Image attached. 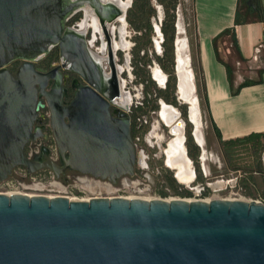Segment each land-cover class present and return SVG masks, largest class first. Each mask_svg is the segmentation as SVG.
Segmentation results:
<instances>
[{
    "label": "water",
    "instance_id": "water-1",
    "mask_svg": "<svg viewBox=\"0 0 264 264\" xmlns=\"http://www.w3.org/2000/svg\"><path fill=\"white\" fill-rule=\"evenodd\" d=\"M100 9L109 14L108 22L120 15L111 3ZM76 10L74 0H0V181L13 167L22 165L30 173L49 169L58 178L68 168L116 183L123 176H133L136 162L144 158L131 132L129 105L120 106L104 93L108 77L88 50L83 34L64 30ZM155 30L162 40L160 27ZM55 45L81 78L73 80L67 101L60 74L35 66ZM74 46L81 52L70 58ZM16 60L20 62L12 72L9 65ZM174 69L177 92L176 53ZM110 74L109 82L117 84L113 67ZM50 80L54 83L46 88ZM39 96L49 110L48 127L59 164L45 147L36 159L25 152L26 144L45 136L44 126L36 125ZM188 111L187 107L186 120L191 124ZM172 122L182 128L185 144L186 121L180 111ZM164 126L171 135V129ZM196 144L201 156L206 152L202 149L205 139ZM184 155L195 179L186 147ZM235 184L233 179H218L209 188ZM0 264H264V203L240 198L126 196L75 200L0 192Z\"/></svg>",
    "mask_w": 264,
    "mask_h": 264
},
{
    "label": "rangeland",
    "instance_id": "rangeland-1",
    "mask_svg": "<svg viewBox=\"0 0 264 264\" xmlns=\"http://www.w3.org/2000/svg\"><path fill=\"white\" fill-rule=\"evenodd\" d=\"M175 1V2H174ZM134 2V0H133ZM133 2L131 6L127 9L126 13V40L130 42L131 46L128 49L118 50L116 52L117 59L114 61L115 66L121 67L119 77L123 80V90L130 95V109H134L135 105L141 103L144 100V94L146 87L141 78L143 77L144 72L151 76V69L155 66L160 68L166 75L168 70L164 69L162 63H167L165 60H162L163 50L165 45L172 46L174 48V38L176 33L175 25L179 21L181 25V31L179 38H186V34L189 39L191 38L194 43V26H193V16L191 9L190 0H148V4L145 6V11L149 12L150 9H153V12L145 18L143 21H138V18L132 15ZM172 2L175 6L172 8ZM245 5L243 0H240L239 9L240 11L245 10ZM150 23L151 32L149 35H144V28H139L136 30L135 25L138 23ZM143 27V24H141ZM158 25L163 34V43L160 42L159 35L154 33L153 26ZM186 30V34H185ZM173 35V38L166 43L168 36ZM149 37V42L144 47V43ZM227 39V37H225ZM157 41L159 44H157ZM137 45L139 47L138 57H135L134 49ZM98 46V45H97ZM187 46V44H186ZM222 41H219L220 54L224 57V60L228 61L234 68V61L228 58L226 50L224 48ZM228 46V44H227ZM96 48V47H95ZM174 53V52H173ZM185 53H187V47L185 48ZM136 63V64H135ZM173 80H170L171 84L175 82L174 69H173ZM169 77V76H168ZM153 79V78H152ZM167 85V84H166ZM155 89L165 90L166 88H161L157 82L153 79V84H151L147 91L151 92ZM122 90V92H124ZM204 94V92H203ZM202 95V94H201ZM151 95H147V98H150ZM162 99V98H159ZM158 99V100H159ZM169 101L167 103L181 106L182 117L186 121L185 130L186 133H189L191 124L186 120V110L187 106L185 104H180L177 100L176 89L174 92L169 89ZM203 99V95L201 96ZM157 100V102H158ZM164 100V99H163ZM165 101V100H164ZM174 101V102H173ZM172 102V103H171ZM152 101H149L147 106L143 105L142 111L138 113L147 120V122L140 125L139 130H137L138 138L135 140L137 144V149L142 151L144 154L143 163H137L135 165V177L134 180L128 179L126 177L119 178L116 183H111L108 180L99 179L92 177L87 174H81L76 172L68 173L70 178L66 176H60L54 180L50 185H47L45 189L41 191H36L38 194H46L47 196H68L71 195L69 191L73 190L78 192V189H83L88 196H144L149 198H187L188 195L176 194L173 193L167 186L163 184L164 174L166 170L174 171L168 168L166 164L165 155L162 153L167 138L168 128L159 120L157 113L153 114L151 111ZM200 109L203 120L202 134L205 137V147L203 150L205 153V160L201 161L205 171H209L210 174H205L204 171L199 169V165L196 162L198 147L196 146L194 153V166L196 170V178L189 184L179 183L181 186L178 190L183 191L184 189L189 190L190 187L194 186L197 182H204L210 185V183L223 179L227 180L233 177L234 175L239 174L238 179V195L236 198H245V199H261L264 202V186L261 184H252L248 182L246 177L254 171L257 163L256 161L250 159V153L252 151L245 149V146L236 147L234 158L229 160L226 154L224 153L221 145L217 143L215 138L208 134V129L205 127L204 116L206 117V106L204 101L200 102ZM128 113L132 114L130 110ZM139 126V125H138ZM207 131V132H206ZM168 141H166L167 144ZM195 145L191 140V145ZM193 147V146H192ZM264 151V146L257 151V156L261 157ZM164 152V151H163ZM258 162V161H257ZM146 177L147 181L150 184V193L142 194L137 193V187H135V179ZM216 182L215 185H217ZM229 187V186H227ZM159 189H164L167 191L166 195L160 194ZM143 198V197H140ZM148 198V199H149Z\"/></svg>",
    "mask_w": 264,
    "mask_h": 264
},
{
    "label": "crops",
    "instance_id": "crops-1",
    "mask_svg": "<svg viewBox=\"0 0 264 264\" xmlns=\"http://www.w3.org/2000/svg\"><path fill=\"white\" fill-rule=\"evenodd\" d=\"M190 1L194 26V50L204 87L202 95L207 114L206 117L204 116V122L208 134L221 145L220 141L227 142L254 133H263L264 11L259 12L246 7L243 11L245 20L236 21L240 0ZM225 29L234 30L242 56V59L233 60L235 65L234 68L232 67L231 82L227 78L225 66L216 57L213 45L214 38ZM185 36L190 55L191 41L187 34ZM225 50L227 54L231 53L230 48ZM222 58L224 59L223 56ZM244 81L251 82L239 87ZM261 141L263 143L262 139ZM248 147L252 145L248 144ZM257 154L252 150L249 155L250 159L260 163L261 171H256L254 168L246 179L252 184L264 186V151L258 159L255 156Z\"/></svg>",
    "mask_w": 264,
    "mask_h": 264
},
{
    "label": "flooded vegetation",
    "instance_id": "flooded-vegetation-1",
    "mask_svg": "<svg viewBox=\"0 0 264 264\" xmlns=\"http://www.w3.org/2000/svg\"><path fill=\"white\" fill-rule=\"evenodd\" d=\"M74 1L77 2V10L64 23V28H65L64 30L65 31L73 30L77 33L83 34L88 50L94 57L95 61L101 66V69L103 72H105L106 77H108L109 79L111 75L110 69L112 67L114 68L116 79H117V84L109 82V79L107 78L108 80L106 79L107 81L104 83L103 91L107 96L114 99L116 104L120 106L129 105L131 98L127 92L126 93L128 94L130 98L129 101L125 103L121 102L124 82L119 77V73L122 69L119 66H115L114 61L118 60L116 52L118 50L124 49L121 46L116 47V43L120 42L121 40V36L119 32V27L121 25L120 19H123L126 23L125 25V32H126V26H127L126 13H127V9L131 6L133 0L130 6L127 7L126 9H124L127 6L125 4L126 0H74ZM243 2H244L245 7H248L250 10H255L259 12L264 11V0H243ZM106 3H113L120 10V15L112 22L107 21V17L109 16V14L100 9V7L102 5H105ZM97 9L99 11H97ZM175 28H176V25H175ZM153 29H154V33H156L154 26H153ZM124 36L126 39L127 32ZM162 37H163V34H162ZM163 41L164 39L160 40L161 43H163ZM190 41H191V45H190V64L189 65L195 75L196 94L198 96L199 102H201L203 100L201 99V96H202L201 94H203V86H202L201 76L198 70L197 59L195 56V50H194L195 46L191 38H190ZM80 52L81 51H79V49L74 46L72 47L71 52H69L68 55L70 58H72V57H75L76 55L77 56L80 55ZM19 62H20L19 60L13 61L9 65V69L12 72H14L16 65ZM68 64L69 63L66 60H64L61 54V51H60V47L58 45L51 47L50 50L43 57H41L35 62V66L38 68L44 69L46 71L53 70L56 73L60 74V76L59 75L58 76L61 81L62 87L65 89V96H64L65 101H67L71 97V93L73 90V87H72L73 80L76 78L79 81H81V78L77 75V73H75L74 71L70 69V66ZM150 73L152 74V69ZM162 73L164 72L162 71ZM174 76H175V72H174ZM169 80H170V74L167 75L164 86H162L163 83L160 85L156 80L155 81L161 88H165ZM52 83H54V80H50L46 88H49ZM175 89H176V76H175ZM176 96H177V100L179 101V103L184 104V103H181L182 101L178 99V94H176ZM185 105L187 106V104ZM172 106L182 113L181 108H180L181 106H178V105H172ZM115 107H116L115 105H112V109H115ZM159 109H160V105H159V100H158V108L156 110H152L151 112L153 114L157 113L158 118L160 119ZM129 110L132 113V110L130 109V107L128 111ZM38 112H39V116H38V120L36 121L37 126H38V123L42 122L43 118L48 121L49 110L47 106L45 105V99L43 96L38 97ZM128 115L131 121V132H132L134 139L136 140L138 138L137 136V130H139L138 127H140L142 123L139 126H134L132 123V114L128 113ZM142 117H143V123L147 122V120L144 118V115H142ZM160 121L163 123L161 119ZM44 132H46L45 136L42 137L39 141H37V143H41V145L38 148L39 150L37 153H35L33 150L35 144L30 145L28 143L25 146V152L27 155L30 151L32 152L31 157H30L32 159H36L40 157L44 151L42 145H46V143L50 139H52V135H51V131L49 127L44 128ZM191 132H192V126L190 128L189 133H186L185 147L187 148L188 155L192 159H194V156L190 155L192 152V148H190L188 145L189 143H191V140L194 142L196 146L197 144H196L195 137L192 136ZM171 136L172 134L170 135L169 132L167 131V138L165 140L168 141L171 138ZM166 141L164 143V146L166 145ZM198 149L199 151L197 154L198 156H197L196 162L199 165V169L204 171L205 174H210L208 169L207 171H205L204 169V166L201 162L203 161V159L200 156V148L198 147ZM162 153L164 154L163 151ZM59 161L60 160L58 159L57 161L58 164L60 163ZM137 163H143V160L142 162L141 161L136 162V164ZM193 164H194V161H193ZM68 172L79 173L77 171H74L68 168H63L62 171L60 172L59 177L65 176Z\"/></svg>",
    "mask_w": 264,
    "mask_h": 264
},
{
    "label": "trees",
    "instance_id": "trees-1",
    "mask_svg": "<svg viewBox=\"0 0 264 264\" xmlns=\"http://www.w3.org/2000/svg\"><path fill=\"white\" fill-rule=\"evenodd\" d=\"M175 2V1H174ZM148 4V0H134L133 2V8H132V15L138 18V21H143L145 18H148V16L153 12V9H150L149 12L145 11V6ZM172 8L175 6V4L172 2ZM244 12L240 11V9H238L237 13H236V21H239L240 19L245 20L244 18ZM143 24V27L142 25ZM138 23L137 25H135L136 30H139V28H144V35H149V33L151 32V26L150 23ZM228 35L227 39H225V36ZM173 38V35L171 34L170 36L167 37L166 39V43L168 41L171 42ZM219 41H222V43L225 45L224 48H230L231 53H228V58L230 60H235L237 58L242 59V56L239 52V48L237 45V40L235 37V32L233 29H225L224 31H222L221 33H219L213 40V45H214V49H215V53H216V57L218 59V61H220L226 68V73H227V78L228 80L231 82L232 80V65L224 60L219 52ZM149 42V37L147 38V40L144 43V47H146V44H148ZM228 44V46H227ZM139 47L140 45H137L136 48L134 49V54L135 57H138L139 54ZM174 49L172 48V46H168L167 44L165 45V48L163 50V55H162V60L166 61L167 63H162L164 69L168 70L169 74H170V80H173V67H174ZM136 64V63H135ZM142 82H144L145 87H146V91L144 94V100L135 105V108L132 109V123L134 126H138L141 123H143V117L138 113L139 111H142L143 105L148 104L149 101H152V105H151V109L152 110H156L158 108V102L157 100L159 98H162V100L164 99L166 101H169L168 97H169V89L171 88L173 91L174 88V92H175V82L174 84L169 82L166 85V89L165 90H161V89H155L151 92L147 91V88L153 84V79L152 77H149V75L147 73L144 72L143 77L141 78ZM251 81H244L242 84L239 85V87L250 83ZM239 87L237 88V90L239 89ZM237 90H234V92H236ZM203 92H204V87H203ZM147 95H151L150 98H147ZM174 102V101H173ZM167 103V102H166ZM172 103V102H171ZM170 104V103H168ZM217 130V129H216ZM218 134V131H216ZM261 139L263 140V143L261 141ZM221 147L224 151V153L226 154V156L228 157L229 160L234 158V153H235V148L238 146H245V149L250 150V151H254L255 153H257V151L259 149H261L264 146V132L263 133H254L250 136H247L245 138L242 139H237V140H230L227 142H223L220 141ZM248 144H251L252 147H248ZM190 148H192V152H191V156H194L195 153V149H196V145H191V143H189L188 145ZM193 146V147H192ZM256 156V159H258V156ZM260 163L257 162V166L255 168L256 171H261L260 170ZM251 174V173H250ZM164 179H163V184L165 186H167L170 190H172L173 193L176 194H184V195H190V191L187 189H184L183 191L178 190V188L181 186L180 184H178L176 178L174 177V174L172 171L166 170L165 174H164ZM160 194L162 195H166L167 191L164 189H159L158 191Z\"/></svg>",
    "mask_w": 264,
    "mask_h": 264
},
{
    "label": "bare ground",
    "instance_id": "bare-ground-1",
    "mask_svg": "<svg viewBox=\"0 0 264 264\" xmlns=\"http://www.w3.org/2000/svg\"><path fill=\"white\" fill-rule=\"evenodd\" d=\"M132 0H126L125 4L127 5L124 9L130 6ZM113 4V3H111ZM114 5V4H113ZM120 27L119 32L121 36L120 42L116 43V47H123L124 49H128L130 46V42L125 39V21L120 19ZM157 29H158V25ZM181 31V25L179 21L176 23V38L174 42V51L176 53V61H177V72L179 76V83L177 87L178 99L181 100V103L187 104L188 107V120L191 122L193 129V135L195 140L200 145L203 144V134H202V126L200 125L199 116H198V109L196 104V95L193 92V83L191 79V69L190 65L188 64V55L185 53L186 48V38L180 39L179 36L183 32ZM181 37V36H180ZM159 44L157 41H155ZM153 74V76H152ZM152 74L154 80H156L160 85L163 83L162 86L165 84L166 74L162 73V70L157 66L152 68ZM107 81V80H106ZM108 83V82H107ZM129 96L127 93L122 92L121 102L125 103L129 101ZM114 100V99H113ZM160 100V109H159V116L160 119L163 121L165 125L169 127L172 131V136L168 140L166 147L163 149L164 153L166 154V164L170 167L176 174L177 181L189 184L194 179L193 173V166L191 162L185 157L184 150L185 144L183 143V135H182V128L179 126H174L172 122L173 116H177L179 112L176 108L166 104L164 100ZM127 106V105H124ZM175 114V115H174ZM159 119V120H160ZM203 149V147H202ZM204 151V150H203ZM205 153L201 154L203 160H205ZM142 162V160H141ZM140 198V197H139ZM147 199V198H146Z\"/></svg>",
    "mask_w": 264,
    "mask_h": 264
},
{
    "label": "built area",
    "instance_id": "built-area-1",
    "mask_svg": "<svg viewBox=\"0 0 264 264\" xmlns=\"http://www.w3.org/2000/svg\"><path fill=\"white\" fill-rule=\"evenodd\" d=\"M45 120V121H44ZM44 121V122H43ZM38 126H44V128L48 127V121L43 118L41 123H38ZM44 131V130H43ZM46 134V132H44ZM35 144L33 150L35 153L38 152V148L41 143L33 142L29 143ZM48 150L49 157L57 163L59 159V154L53 139H50L46 145H42ZM32 152L28 153V156L31 157ZM71 173V172H68ZM65 176L70 178L69 174ZM128 179L134 180L135 173L133 176H123ZM57 177L53 174V172L49 169H40L35 172H28L26 168L22 165H18L12 168L10 175H8L5 179L0 181V192L6 194H16V193H24L28 195L38 194L36 191H41L46 188L47 185H50ZM230 179L235 180L236 184L234 186H229L225 188L219 189H210L207 183L204 182H197L194 186L190 187V195L187 200H205L209 201L213 198H225V199H235L238 195L237 189L238 188V179L239 174L234 175ZM135 187H137V193L148 194L150 193V184L147 181L146 177L136 178L135 179ZM71 195L67 197L70 199L75 200H88L92 196L86 195L83 189H78V192L73 190L69 191ZM46 195V194H44ZM50 196V195H48ZM120 196V195H119ZM126 197H137V196H126ZM143 198H149L144 196H138ZM151 199V198H149ZM170 199V198H169ZM240 199H245L240 198ZM257 201H261V199H255ZM264 203V202H263Z\"/></svg>",
    "mask_w": 264,
    "mask_h": 264
}]
</instances>
